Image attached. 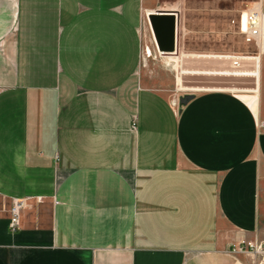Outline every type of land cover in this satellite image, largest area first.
Here are the masks:
<instances>
[{"label": "crops", "instance_id": "1", "mask_svg": "<svg viewBox=\"0 0 264 264\" xmlns=\"http://www.w3.org/2000/svg\"><path fill=\"white\" fill-rule=\"evenodd\" d=\"M184 6L0 0V264H251L228 249L264 239V56L255 95L175 105L144 53L158 11L181 50Z\"/></svg>", "mask_w": 264, "mask_h": 264}, {"label": "rangeland", "instance_id": "2", "mask_svg": "<svg viewBox=\"0 0 264 264\" xmlns=\"http://www.w3.org/2000/svg\"><path fill=\"white\" fill-rule=\"evenodd\" d=\"M183 1L185 30L181 38L182 48L177 55H167L169 58L165 61L163 55L154 52L151 38L148 37L144 54L152 69H147V73L159 70L168 77L169 84L163 90L172 96L171 101L188 92L198 93L210 89L237 90L242 93L249 90L247 93L255 95L260 89V67L255 54L257 49L247 44L237 33L233 20L238 19L242 12L257 6L264 13V0ZM236 55L243 57L239 68L232 65ZM262 78L264 80V68ZM261 190L264 207V181ZM262 218L264 225V213ZM252 242L261 244L263 251L257 257L249 256L251 264H264V239ZM232 245L228 249L229 253Z\"/></svg>", "mask_w": 264, "mask_h": 264}, {"label": "built area", "instance_id": "3", "mask_svg": "<svg viewBox=\"0 0 264 264\" xmlns=\"http://www.w3.org/2000/svg\"><path fill=\"white\" fill-rule=\"evenodd\" d=\"M233 25L237 29V33L244 39L247 44L254 46L257 49L255 53L257 55L258 63L262 56H264V13L261 9H250L242 12L238 19L233 20ZM243 57L234 56L232 65L234 67H241V61ZM246 58V57H244ZM190 93V92H188ZM180 102V98L174 100V104L177 105ZM264 128V123L260 124ZM30 199H15L10 207L9 228L12 232L20 230L21 214L22 211L30 208ZM263 251V246L250 241H241L232 245L230 253L233 255H247L250 257H257Z\"/></svg>", "mask_w": 264, "mask_h": 264}, {"label": "water", "instance_id": "4", "mask_svg": "<svg viewBox=\"0 0 264 264\" xmlns=\"http://www.w3.org/2000/svg\"><path fill=\"white\" fill-rule=\"evenodd\" d=\"M152 29L156 36L158 46L163 55H171L178 51L175 42V18L170 12L158 11L150 15ZM175 42V43H174ZM194 98V95H185L181 98V104L186 105Z\"/></svg>", "mask_w": 264, "mask_h": 264}, {"label": "bare ground", "instance_id": "5", "mask_svg": "<svg viewBox=\"0 0 264 264\" xmlns=\"http://www.w3.org/2000/svg\"><path fill=\"white\" fill-rule=\"evenodd\" d=\"M258 9V8H257ZM151 15V13H149V15L148 16H150ZM151 23V22H150ZM178 54V52H176V53H174L173 55H171V56H174V55H177ZM161 55H162V53H161Z\"/></svg>", "mask_w": 264, "mask_h": 264}]
</instances>
